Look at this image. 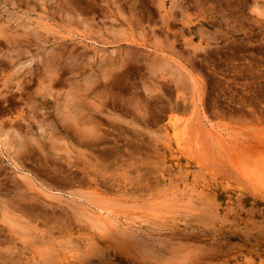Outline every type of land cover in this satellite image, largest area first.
Wrapping results in <instances>:
<instances>
[{
  "label": "rangeland",
  "instance_id": "obj_1",
  "mask_svg": "<svg viewBox=\"0 0 264 264\" xmlns=\"http://www.w3.org/2000/svg\"><path fill=\"white\" fill-rule=\"evenodd\" d=\"M0 264H264V0H0Z\"/></svg>",
  "mask_w": 264,
  "mask_h": 264
},
{
  "label": "bare ground",
  "instance_id": "obj_2",
  "mask_svg": "<svg viewBox=\"0 0 264 264\" xmlns=\"http://www.w3.org/2000/svg\"><path fill=\"white\" fill-rule=\"evenodd\" d=\"M74 95H75V94H74ZM76 97H77V96H76ZM26 99H27V98H26ZM31 100H32V99H31ZM33 100H34V99H33ZM62 103H63V102H62ZM69 103H70V101H69ZM70 104H71V103H70ZM72 106H73V105H72ZM75 107H76V106H75ZM66 108H67V107H66ZM71 112H72V111H71ZM80 112H81V110H80ZM68 113H69V111H68ZM73 113H74V112H73ZM78 113H79V112H78ZM71 114H72V113H71ZM76 114H77V113H76ZM63 115H64V114H63ZM63 115H62V116H63ZM66 116H68V114H67ZM74 116H75V115H73V117H74ZM64 117H65V116H64ZM70 117H72V115H71ZM87 117H88V116H87ZM71 120H72V118H71ZM73 120H74V119H73ZM74 121H75V126H76V123H77L78 121L80 122V120L77 121V119L74 120ZM76 121H77V122H76ZM79 122H78V123H79ZM83 123H84V122H83ZM85 125H86V123H85ZM83 126H84V125H83ZM82 130H83V129H82ZM28 207H29V206H28Z\"/></svg>",
  "mask_w": 264,
  "mask_h": 264
}]
</instances>
